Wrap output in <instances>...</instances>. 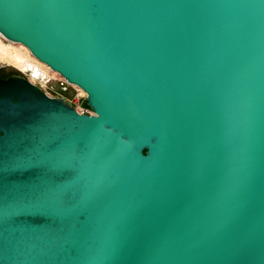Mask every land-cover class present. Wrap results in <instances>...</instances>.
<instances>
[{
    "label": "water",
    "instance_id": "95a60500",
    "mask_svg": "<svg viewBox=\"0 0 264 264\" xmlns=\"http://www.w3.org/2000/svg\"><path fill=\"white\" fill-rule=\"evenodd\" d=\"M0 36L90 110L0 77V264H264V0H0Z\"/></svg>",
    "mask_w": 264,
    "mask_h": 264
},
{
    "label": "rangeland",
    "instance_id": "374dc122",
    "mask_svg": "<svg viewBox=\"0 0 264 264\" xmlns=\"http://www.w3.org/2000/svg\"><path fill=\"white\" fill-rule=\"evenodd\" d=\"M25 49L23 46L11 43L0 36V76H20L30 79L34 70H42L50 81L47 83L45 81H36V86L40 87L51 97L64 98L78 111L88 109L85 104V94L82 91L66 84L56 74L49 72L46 66L36 61L29 52L27 54V49ZM16 58L22 59L24 63H19ZM24 69L26 70L24 71Z\"/></svg>",
    "mask_w": 264,
    "mask_h": 264
},
{
    "label": "built area",
    "instance_id": "2783aa9c",
    "mask_svg": "<svg viewBox=\"0 0 264 264\" xmlns=\"http://www.w3.org/2000/svg\"><path fill=\"white\" fill-rule=\"evenodd\" d=\"M50 72V70H49ZM53 73V72H51ZM55 74V73H54ZM57 75V74H56ZM58 76V75H57ZM60 79H62L60 76H58ZM31 83L36 84V81H45L46 83L50 81V79H47V75L45 72H43L42 70H34L31 73V77L30 79H28ZM63 80V79H62ZM64 81V80H63ZM65 82V81H64ZM66 83V82H65ZM67 84V83H66ZM40 88V87H39ZM41 89V88H40ZM42 90V89H41ZM43 91V90H42ZM78 111V110H77ZM81 114H90V110L86 109V110H79L78 111Z\"/></svg>",
    "mask_w": 264,
    "mask_h": 264
},
{
    "label": "bare ground",
    "instance_id": "6f19581e",
    "mask_svg": "<svg viewBox=\"0 0 264 264\" xmlns=\"http://www.w3.org/2000/svg\"><path fill=\"white\" fill-rule=\"evenodd\" d=\"M25 50H26V49H25ZM0 51H1V50H0ZM26 51H27L26 53L29 54V53H28V50H26ZM13 59L15 60V58H13ZM16 61H18V62L21 63V64L24 63V61H23L22 59H20V58H16ZM18 62H17V63H18ZM44 68H46V67H44ZM46 69H47V68H46ZM25 70H26V69H24V71H25Z\"/></svg>",
    "mask_w": 264,
    "mask_h": 264
},
{
    "label": "flooded vegetation",
    "instance_id": "af4514ba",
    "mask_svg": "<svg viewBox=\"0 0 264 264\" xmlns=\"http://www.w3.org/2000/svg\"><path fill=\"white\" fill-rule=\"evenodd\" d=\"M1 78H7V77H2V76H0ZM9 77V76H8Z\"/></svg>",
    "mask_w": 264,
    "mask_h": 264
}]
</instances>
